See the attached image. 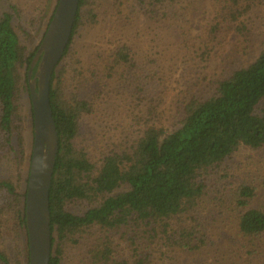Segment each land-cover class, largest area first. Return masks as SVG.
Instances as JSON below:
<instances>
[{"label": "trees", "instance_id": "1", "mask_svg": "<svg viewBox=\"0 0 264 264\" xmlns=\"http://www.w3.org/2000/svg\"><path fill=\"white\" fill-rule=\"evenodd\" d=\"M57 1L0 0V264H28L27 74ZM197 1L212 6L199 27ZM104 22L112 34L86 55ZM257 26L264 0L79 1L50 82L49 264H264V39L251 62L207 74Z\"/></svg>", "mask_w": 264, "mask_h": 264}, {"label": "water", "instance_id": "2", "mask_svg": "<svg viewBox=\"0 0 264 264\" xmlns=\"http://www.w3.org/2000/svg\"><path fill=\"white\" fill-rule=\"evenodd\" d=\"M79 1H57L27 74L33 112L25 196L28 264H49L51 258L49 189L59 145L49 91L52 74L70 41Z\"/></svg>", "mask_w": 264, "mask_h": 264}, {"label": "rangeland", "instance_id": "3", "mask_svg": "<svg viewBox=\"0 0 264 264\" xmlns=\"http://www.w3.org/2000/svg\"><path fill=\"white\" fill-rule=\"evenodd\" d=\"M193 13L190 16V19H192L193 23L201 26L204 25L209 20V15L212 10V6L209 2L203 3V1H197L193 5ZM146 32V31H144ZM263 32V33H261ZM112 34L108 23L104 22L101 25H99V29L95 33H89L85 32L83 38L80 41V48H83L86 55L91 56L93 50L97 47L98 43L103 40L104 37L110 36ZM157 34V35H156ZM151 35L154 38L153 43V49L150 48L149 54L154 57V53L157 51L158 44L160 43V37L164 36V33H161L160 31H157L155 26L154 30L151 31ZM167 35V34H166ZM253 37L251 38V42L247 45L245 43L238 42L235 37L229 38L225 45L218 47L217 54L212 58L210 69L207 71V74L210 75V73H221L224 70L231 69L233 67L245 64L247 62H251L255 56L257 55V47L262 43L264 39V27L257 26V29L253 32ZM147 33L145 34L144 38H142L143 41H146ZM173 43L172 41H170ZM149 45H152L149 43ZM172 62H169L171 64ZM188 70H185L182 73V76L180 78V82L176 88L183 89L187 83H186V77L185 73ZM202 71V70H199ZM166 72H169L168 69H166ZM171 73L174 74V77L177 75H180V71L173 68ZM176 83L172 84L173 86ZM183 87V88H182ZM203 88V85L201 86ZM197 87V89L201 88ZM33 140V138H32ZM260 157H264V153L258 154ZM244 165H246L249 162V158L242 157ZM248 168H252V166L249 165ZM263 189V188H262Z\"/></svg>", "mask_w": 264, "mask_h": 264}]
</instances>
